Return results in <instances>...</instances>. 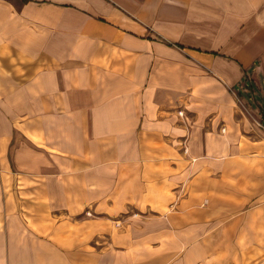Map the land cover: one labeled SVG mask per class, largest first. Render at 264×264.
I'll return each mask as SVG.
<instances>
[{"label":"crops","instance_id":"crops-1","mask_svg":"<svg viewBox=\"0 0 264 264\" xmlns=\"http://www.w3.org/2000/svg\"><path fill=\"white\" fill-rule=\"evenodd\" d=\"M0 264H264V0H0Z\"/></svg>","mask_w":264,"mask_h":264},{"label":"built area","instance_id":"built-area-1","mask_svg":"<svg viewBox=\"0 0 264 264\" xmlns=\"http://www.w3.org/2000/svg\"><path fill=\"white\" fill-rule=\"evenodd\" d=\"M222 131H225V129H223Z\"/></svg>","mask_w":264,"mask_h":264}]
</instances>
